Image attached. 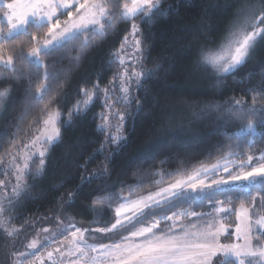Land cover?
Segmentation results:
<instances>
[{
  "label": "trees",
  "instance_id": "16d2710c",
  "mask_svg": "<svg viewBox=\"0 0 264 264\" xmlns=\"http://www.w3.org/2000/svg\"><path fill=\"white\" fill-rule=\"evenodd\" d=\"M113 4L117 5L118 11L121 0H109L110 7ZM161 4V10L147 22L141 23L140 16L134 19L140 27L145 69L155 71L150 79L143 80L142 86L134 87L131 105L118 108L126 116L123 127L126 139L114 148L99 150L105 138L100 128V116L104 111V89H109L120 73L115 53L129 33L130 21L119 22L114 29L108 30L103 39H96L82 52L79 42L72 41L53 56L45 58L51 69L60 73L52 86L55 91L63 85L57 104L64 126L60 140L49 146L44 175L37 179L29 176L30 187L18 201L13 198L11 204L2 202L5 209L2 218L8 221L6 228L21 230L24 243L39 228L59 219L71 222L69 217H74V222L81 228L109 227L115 221L113 208L122 197L144 196L185 178L200 164L211 165L221 159L229 151L228 145H234L236 141H230L224 134V123L218 119L220 113L206 111V105L239 100L251 106L256 96L257 107L264 106V85L261 84L264 39L258 41L252 58L239 70L224 77L219 84L214 71L200 60L202 49L219 48L236 21L238 12L259 16L264 9V0H161ZM1 12L3 8H0ZM62 17L65 18L66 13ZM260 27H264V24H260ZM46 31L47 26L39 29L28 26V33H36L40 37ZM17 42H21L23 50L27 52L32 44L31 35L18 34L8 41H0L13 52L17 51ZM78 52L79 62L72 61L71 57ZM16 63L19 65V60ZM0 72H4L0 78V89L12 85V92L0 114V156L3 157L0 181H3L10 175L7 164L12 159L3 154L14 140L20 141L19 147H23L41 128L42 124L38 121L44 117L40 112L43 102L34 104L17 125V118L24 113V102L29 95L28 80H10L9 73L3 69ZM32 72L31 93H34L39 80L34 68ZM96 83L100 91L88 110L73 116L68 123V109L82 98L79 89L82 86L91 88ZM110 94L117 98V87ZM47 99L46 96L45 101ZM136 100L140 101L139 109ZM238 127L239 124L235 123L229 126L228 131ZM257 131H264V128L257 127ZM249 138L251 133L244 135L245 142ZM232 151H235L234 147ZM240 151L245 155L237 159H246L247 155L259 157L264 153V140L257 139L251 149L241 143ZM109 153L110 160L106 159ZM254 162L260 161L254 159ZM37 164L38 158L32 164L33 172ZM105 165L110 175L89 177L90 173L102 170ZM161 172L163 175L159 174ZM82 175L87 179L82 181ZM78 186L74 202L67 203L68 193ZM243 191V185H236L207 190L199 195L187 193V196H177L147 209L132 223L108 234L89 231L85 233V238L95 244H109L137 226L180 210L208 213L223 207L231 208V216H234L235 210L243 203L245 207L264 211L260 198L264 193L257 194L256 188H253V195H257L253 201L251 197L245 198ZM109 193L114 194V198L96 205L93 212V200ZM193 196L194 199L188 198ZM215 201L223 203L217 205ZM8 241L7 231L0 228V264H12L14 253L22 249L8 246Z\"/></svg>",
  "mask_w": 264,
  "mask_h": 264
},
{
  "label": "snow or ice",
  "instance_id": "6c2138e0",
  "mask_svg": "<svg viewBox=\"0 0 264 264\" xmlns=\"http://www.w3.org/2000/svg\"><path fill=\"white\" fill-rule=\"evenodd\" d=\"M5 7L9 12L5 13L7 20V31L0 28V41H8L13 39L15 35H31V47L27 52L23 50L21 42H17V51L13 52L0 43V69L9 73V79L20 81L21 79L28 80L29 95L25 99L24 113L17 118V125L23 118V115L28 113L31 105L43 102V107L40 112L44 118L38 123L42 124L39 129V134L34 136L23 147H19L20 141L14 140L10 147L3 155L10 156L9 167L15 168L16 183L12 188V197H7L8 203L13 202V198L17 201L26 193L30 187L28 177L32 179L40 178L44 175L47 169V159L49 155V147L58 142L61 138V128L64 126L61 122L62 112L57 104L58 97L62 95L60 85L57 90H53V82L58 80L59 72L51 69L49 62L45 59L53 56L57 51L64 49L67 44L72 41L79 42V49L83 50L89 48L96 39H103L109 29H114L116 25L121 22L134 21L136 16L141 17V23L147 22L156 12L161 10V0H131V3H123L119 5H109V0H12L7 3ZM67 14V19L61 20L59 17ZM264 9L261 10L260 15L255 14L248 16L242 15V12L237 13V19L233 22L218 49H202L200 53V60L204 66H211L216 77L217 84L221 83L222 79L228 74L239 70L251 58L256 50L259 40L264 39ZM28 26H33L37 29L47 26V31L43 37L36 33H28ZM132 34L140 32V27L135 22L131 24ZM83 37V39H81ZM142 41L136 39L134 52H141ZM127 45V37L121 45V50ZM121 65L125 64L123 57H116ZM19 60V65L16 61ZM72 61L79 62L80 53L71 57ZM27 66V67H26ZM134 70L129 75L127 71L120 74V93L117 97L116 103L121 101L125 108L129 107L133 102L131 96V84L133 81L137 87L142 86L143 80L150 79L154 73V69ZM159 66H157L158 68ZM35 69V76L39 83L35 87V92L31 93L33 72ZM41 69L43 70L41 72ZM4 72H0L2 78ZM115 79V77H114ZM111 83V82H110ZM261 84L264 85V74L261 75ZM100 91L99 84H93L91 88L82 86L79 89L81 99H77L75 103L68 109V123L71 122L73 116L80 115L88 110L90 104L93 102L97 92ZM255 91V89H252ZM12 92V85L0 89V114L5 107ZM49 93H53L49 95ZM106 106L111 111L113 105L107 104L110 96V89H104ZM48 99L45 101V97ZM257 97H253L251 106L246 105L242 101H230L226 103H210L206 105V111H215L220 113L218 119L222 120L225 126L224 134L230 141L236 143L229 144V151L224 154L221 159L211 165L200 164L193 172L185 178L177 179L168 188L161 189L160 192L142 197L139 200L128 201L120 204L116 208L115 213L117 219L111 227H102L94 229L95 232L109 233L118 227H123L125 220H131L137 214L143 213L146 209H151L154 205L160 203L155 200V196H161V193H167L170 197L187 196V193L199 195L205 193L208 189L219 188L221 185H228L236 182L244 183L243 196L245 198L251 197L253 201L257 199V195H253L252 189L256 188L257 194L264 193V153L259 157L247 155L246 159H237L245 155L240 151L241 143L249 149L257 139L264 140V131H257V127L264 128V106L257 107ZM137 108H140V101L136 100ZM224 110L221 112V110ZM119 116L120 124L116 125L115 132H109L106 136V143L119 145L121 141L126 138L121 134L123 122L126 118L125 113H116ZM104 125H110V118L102 117ZM239 124L238 129L229 132L230 125ZM31 127V125H30ZM103 127V126H102ZM17 133L19 127L16 128ZM251 133V138L244 141V135ZM233 147L235 151H232ZM104 144L99 149L102 151ZM19 157L22 163H17L16 159ZM38 157V164L33 172L32 164L36 163ZM111 153L106 159L110 160ZM258 160L260 162H253ZM3 162V157L0 156V163ZM235 165L240 169L236 175H232L229 169ZM83 167V165H81ZM223 167L225 173H229L227 177H220L211 179L210 174L215 173L219 168ZM163 175V173H159ZM203 174V178H201ZM105 175H110L107 165L102 170H95L89 174L91 178H101ZM87 177L81 176V180H86ZM4 182L0 181V185ZM160 183V181H157ZM77 189L68 193L67 203L74 202L78 194ZM114 198V194L109 193L103 197H96L92 204V211L95 212L96 205H102ZM119 199V197H116ZM194 199L195 197H188ZM261 201L264 203V196H261ZM151 201L152 203H149ZM222 201H215V204L222 205ZM5 211L3 204L0 203V228H4L9 236L18 232L19 229L8 230L6 225L7 220L2 218ZM229 210L223 207L217 208L218 213L226 214ZM124 212H131V216H121ZM203 213L196 212H180L173 213L171 216L158 217L149 226H142L130 234L131 237H143L144 239L129 247L122 248L120 243L112 245H100L99 249L95 245H89L86 242L85 233L89 229H82L77 227L74 222V217H69V224L64 228L58 229L59 234L70 232L72 237V249H69L67 255L79 254L76 261L72 264H79L81 260L88 256V250L93 253L98 250L104 256L116 254L118 264H264V245L253 243V229L258 228L264 230V216L253 220L249 215L248 208L242 203L240 210L236 212V227L235 235L237 241L243 243H222L221 237L228 233V228L223 223H217L215 219L210 221L206 226L200 227L195 224H190L187 227H181L179 233H174L173 228L177 227L174 223L168 229L167 233L161 232L157 235L153 229L158 228L161 220H173L174 217L179 219L183 216L197 217L202 216ZM71 229H75L71 231ZM48 232L47 228L43 229ZM129 237H125L127 241ZM38 241L33 239L27 247L29 249L37 248ZM61 257L66 253L62 252L60 248L55 250ZM126 254V255H125ZM15 255V253H14ZM47 256L50 260L53 259V252H48ZM92 264H96L95 257L92 258Z\"/></svg>",
  "mask_w": 264,
  "mask_h": 264
},
{
  "label": "rangeland",
  "instance_id": "374dc122",
  "mask_svg": "<svg viewBox=\"0 0 264 264\" xmlns=\"http://www.w3.org/2000/svg\"><path fill=\"white\" fill-rule=\"evenodd\" d=\"M11 2H12V0H0V8H3V12L0 13V28H2L5 32L7 31V20H6L5 13L9 12V10L5 7V5L7 3H11ZM123 3H129L130 4L131 0H121V5ZM59 18L63 21L65 19H67V14H66L65 18H63L62 16H60ZM133 22H135V21L130 20V24H132ZM129 29H130L129 33L126 36L127 37V45L125 46V48L123 50H121V47H120V49L115 53V61L117 62L118 67L120 68V73L116 79V82L112 83L109 87L110 91H112L113 88L117 87L119 96L121 95V93L119 91L120 83H121L120 74L127 71L128 74L130 75L132 73V71L134 70L133 66H135L136 71H140L141 69H145V65H144V61H145L144 52H145V50H144L143 45L141 44V48H142L141 52H134L135 41H136V39H140L139 33H136L135 35H133L131 25H130ZM124 41H125V39H124ZM124 41H123V43H124ZM116 57H123L125 60V64L121 65L118 62V59H116ZM209 67L211 68V66H209ZM135 86H136V84L133 81V83L131 84V92ZM104 100H105V97H104ZM116 100H117V98L111 97V94H110V96L107 100V104H111V105H113V107L111 108V111H110L109 108L106 106V101H105L104 102V111L102 112V114L100 116V118H101L100 128L105 134V136H104L105 138L103 141V144H104L103 151L106 149H110L111 147L114 148L117 146L115 144L106 143V136L108 135V133L110 131L115 132L116 125L120 124L119 116H117L115 114L118 112L123 113V111L122 112L119 111L118 108H121L122 105H124V103L122 101L120 103H116ZM105 116L110 118V125H104V120L102 119V117H105ZM124 123H125V120L123 122V127H124ZM123 127L121 129L122 135H123ZM38 134H39V130L28 140V142L34 136H36ZM47 147H49V146H47ZM16 162L22 163V161H20L19 157H17ZM216 162H214V163H216ZM254 165H255V162H253V166ZM7 169L10 170V175H9V177L5 178L3 180L4 183L2 185H0V203H2V202L8 203L7 197L13 196L12 188L16 183L15 175H14L15 168L14 167L10 168L9 162L7 164ZM239 171H240V169L238 167H236L235 165H233L229 169V172L232 175H236ZM228 175H229V173H225L223 170V167H221V168H219V170L217 172L210 174L208 179L210 181L211 179H216V178H220V177H227ZM201 178H203V174H202ZM180 179H182V178H180ZM173 183H175V182H173ZM244 183H246V182H236V183H231L228 185H221L220 187L244 185ZM168 186L169 185L158 188L157 190H155L149 194H146L144 196H140V197H133V198L126 197V196L122 197L120 199V202L118 203V205L113 208L115 220L117 219L115 210L117 207L120 206V204L125 202V199H127L128 201L139 200L142 197H148L149 195L160 192L161 189L168 188ZM212 189H215V188H212ZM208 190H211V189H208ZM188 193H191V192L189 191ZM191 194H194V193H191ZM172 198H174V197H170L167 193H161V196H155L154 197L155 200L160 201V203L157 205H154V207L159 206V205L171 200ZM149 203H152V202L149 201ZM247 208L249 211V215L253 218V220L259 218L260 216H264V211L260 208H253V207H247ZM225 209L229 210L226 214L218 213L217 208H216L212 212L203 213L204 215H202V216H197V217L183 216V217H180L179 219L174 217L173 220H161L159 225H158V228L153 229V231L157 235H159L161 232L167 233L168 229L170 227H172L173 224L175 223L177 225V227L173 228V232L179 233L181 231V227H187L190 224H195L197 226L204 227L210 221L215 219L217 223H223L228 228V233L221 237L222 243H236V242L243 243L242 240L237 241L236 235H235V227H236V223H237L236 212L238 210H240V207H238L235 210L234 216H231V213H233V210L231 208H225ZM182 211L187 212L184 210H180V211H177L174 213H180ZM143 213L137 214L130 221L125 220L124 225L132 223L136 218H138ZM172 214L159 216V217L171 216ZM131 215H132L131 212H124L121 216V219L123 220L124 216H131ZM157 218L152 219L149 223L135 227L127 235L123 236L122 238H120V239H118L112 243L103 244V245H112V244L120 243L121 247L125 248V247H129L135 243H139L144 238L143 237H131L130 234L142 226H149ZM69 223L70 222H68V221L65 222V221H62L60 219L56 220L55 222H53L50 225L48 224L46 226L39 228L37 231H35L31 235L30 239H28L25 243L23 242L24 235L23 236L20 235L21 230L19 231V234H18V232H16L13 234L12 237L8 235L9 241L6 242V244L8 246L9 245L13 246V247L18 246V248L19 247L22 248L20 251H18V253L13 255L12 264H72L73 261L77 260V257L79 254L71 255V256L67 255L68 250L72 249V247H73V245L71 244L72 237L70 235V232H64L63 234H59V232H58V229L64 228ZM114 223H115V221H114ZM109 227H111V226H109ZM45 228H47L49 231L44 232L43 229H45ZM118 228H120V227H118ZM82 229H90L91 232L98 233V234H108V233L95 232L94 229H96V228L92 229V228H87L86 226ZM8 230H11V229H8ZM74 230L75 229H71V231H74ZM125 237H129V239L127 241H125L124 240ZM252 237H253V243L254 244L264 245V230L254 228ZM33 239L38 241L37 248L29 249L27 247V245ZM86 242L89 245H95L98 249H99V246L102 245V244H95V243H93L87 239H86ZM57 248H60V250L62 252H65L66 255L61 257L60 254L55 251ZM50 251L53 252V254H54L52 260H50L47 256V253ZM93 257H95L96 264H118V261L116 259V254H112V255L106 257L99 250L97 252L93 253L90 249L88 250V256L85 257L83 260H81L79 262V264H92V258ZM129 264H134V262L130 261Z\"/></svg>",
  "mask_w": 264,
  "mask_h": 264
}]
</instances>
